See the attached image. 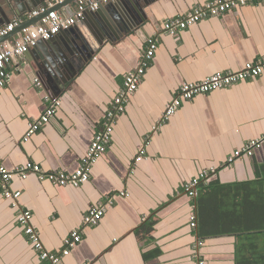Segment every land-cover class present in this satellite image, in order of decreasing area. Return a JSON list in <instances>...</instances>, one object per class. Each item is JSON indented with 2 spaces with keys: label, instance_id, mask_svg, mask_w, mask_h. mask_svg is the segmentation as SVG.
Listing matches in <instances>:
<instances>
[{
  "label": "crops",
  "instance_id": "0c3cea01",
  "mask_svg": "<svg viewBox=\"0 0 264 264\" xmlns=\"http://www.w3.org/2000/svg\"><path fill=\"white\" fill-rule=\"evenodd\" d=\"M146 1L113 2L127 17L132 6L142 5L144 15L130 17L138 26L98 48L59 93L55 116L27 141L28 125L42 115L43 98L52 92L49 77L37 68L48 47L41 43L42 48L37 45L6 67L10 79L0 88V163L8 170L32 163L43 173L74 172L101 129L124 75L136 67L146 39L158 37L154 59L88 181L74 188L29 175L14 179L10 189L20 192L18 207L32 214L46 251L59 252L70 232L82 230L81 242L60 264H195L197 240L203 242L199 255L205 264H236V246L249 245L244 236L253 233L246 229L257 224L264 231V173L258 174L264 167V145L250 159L231 166L226 160L247 141L264 139V74L185 101L158 131L153 127L182 83L238 72L245 63L264 57V0L201 21L177 37L166 35L162 22L209 0ZM75 10V3H66L56 11L66 17ZM27 16L12 17L11 22H26ZM86 25L77 23L74 30ZM34 79L42 89L34 87ZM142 147L146 160L135 162ZM201 169L215 173L208 182L214 186L201 195L199 215V196L190 199L182 189ZM2 191L0 184V264H45L27 242L16 222L18 210ZM108 198L113 202L100 223L82 227L88 210ZM191 215L196 217L195 229L189 225ZM221 224L245 230L220 234Z\"/></svg>",
  "mask_w": 264,
  "mask_h": 264
},
{
  "label": "built area",
  "instance_id": "2783aa9c",
  "mask_svg": "<svg viewBox=\"0 0 264 264\" xmlns=\"http://www.w3.org/2000/svg\"><path fill=\"white\" fill-rule=\"evenodd\" d=\"M68 0H48L43 5L33 10L28 19L39 17L47 13L50 9L64 4ZM117 0H76V10L71 16L63 17L56 10L49 11L38 23L23 29L13 41L6 40L0 44V88H3L10 79V74L6 67L14 60L24 56L38 43L49 41L61 31L72 28L77 23L84 20L87 13L97 11L100 6L113 3ZM263 0H209L201 5L193 7L184 15L165 20L161 28L163 32L171 37L178 34L190 26L201 21L219 17L233 10L255 5ZM21 21H13L0 29V39L7 36L14 28L21 25ZM159 45L158 37H149L145 41V47L140 54L136 67L126 73L123 77L122 86L112 99L111 105L107 110L101 123V129L94 135L85 155L81 158L78 168L72 173L52 172L43 173L41 169L32 163L15 167L13 170L6 169L0 163V184L3 187L2 196L11 202L12 206L18 210L17 225L22 229L27 242L36 252L39 261L45 264H60L61 259L67 257L70 251L77 246L82 239V230L77 229L69 233L64 239L62 248L57 253L46 251L40 241L39 234L32 224V214L18 207L20 192L10 189L14 179L26 180L29 175H35L40 181L48 180L60 186L80 187L88 181L92 166L106 152L111 143L112 134L117 124V119L125 112L131 97L138 91L141 80L146 74L152 63L156 50ZM264 74V57L247 62L238 72L216 73L206 77L199 82H184L180 85L175 98L166 106L158 123L153 127V131H158L173 117L179 110L181 104L193 98L206 95L215 91L230 88L250 79H255ZM34 87L42 89V84L38 79H34ZM45 109L42 115L28 125L23 140L27 141L40 129L46 126L55 116L60 108V99L50 96L48 93L43 98ZM264 139H252L243 144L242 147L233 151L227 158L226 165L231 166L238 159H250L263 148ZM146 160V148L142 147L135 158V162ZM214 169H201L196 177L190 179L183 185V193L190 199L199 196L200 186L207 185ZM112 199L108 198L105 202L98 203L90 208L82 219V227H96L104 217L108 206L112 204ZM189 225L192 229L196 228L195 215L190 216ZM203 242L197 240L194 245L195 264H205L199 255V249Z\"/></svg>",
  "mask_w": 264,
  "mask_h": 264
},
{
  "label": "water",
  "instance_id": "95a60500",
  "mask_svg": "<svg viewBox=\"0 0 264 264\" xmlns=\"http://www.w3.org/2000/svg\"><path fill=\"white\" fill-rule=\"evenodd\" d=\"M48 0H19L18 3H13L12 0H0V29L13 20L12 17L19 18L24 13L28 15L33 9L43 5ZM76 0H68L66 3L74 4ZM144 4H147L146 0H142ZM63 5V4H62ZM56 6L52 10H57ZM142 5L136 3L129 11V16H133L136 12L143 14ZM48 11V12H49ZM42 16L28 19L18 27L14 28L7 36L0 39V44L6 40H9L12 36L20 34L23 29H26L32 25L38 23L47 14ZM130 17H127L125 13L117 11L116 6L113 3H109L93 12L85 15L79 25L87 23V28L80 29L79 32L74 30V26L68 30L61 31L59 34L62 36H56L49 41L38 43V47L42 48L41 43H45L48 47V51L45 49L44 58L41 57V65L37 68L49 77V83L51 85V96L58 98L59 93L66 88V85L72 80L73 76L92 59L98 48H100L105 42L118 40L129 35L134 31L138 25H133L130 21ZM85 21V22H84ZM82 28V27H81ZM76 32V33H75ZM60 40V45L57 47L54 45ZM53 45V46H52ZM34 49V48H33Z\"/></svg>",
  "mask_w": 264,
  "mask_h": 264
},
{
  "label": "trees",
  "instance_id": "16d2710c",
  "mask_svg": "<svg viewBox=\"0 0 264 264\" xmlns=\"http://www.w3.org/2000/svg\"><path fill=\"white\" fill-rule=\"evenodd\" d=\"M264 173V167H259L258 169V174H263ZM214 183H208L207 186H200V194L198 197V212L200 215V200L201 195L203 194V192H205L206 190L210 189L211 187H213ZM220 188V187H217ZM241 209H239L238 211H240ZM262 211V210H261ZM234 212V210H233ZM263 212V211H262ZM241 214V213H240ZM262 214V213H261ZM238 217H242L241 215H239ZM258 220H256L255 223H257ZM261 226V225H260ZM258 226L256 224L254 229H246L247 231L253 232L250 233L246 237V241H249V245L245 244V245H240L239 244L236 246V264H264V241L260 242L259 244L257 243L258 239H261L262 237H264V232L261 228L263 226ZM224 226L221 224L220 229H218V233L220 234H233V233H237L239 231H244V228H229L227 227V229L223 228ZM253 230V231H251ZM246 232V231H245ZM263 234V235H261ZM243 237V238H244ZM255 241L254 242V239Z\"/></svg>",
  "mask_w": 264,
  "mask_h": 264
}]
</instances>
